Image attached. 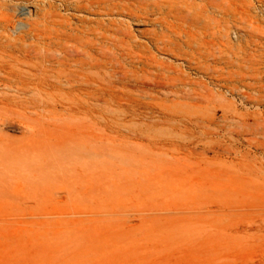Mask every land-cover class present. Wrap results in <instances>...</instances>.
Instances as JSON below:
<instances>
[{"label":"rangeland","instance_id":"1","mask_svg":"<svg viewBox=\"0 0 264 264\" xmlns=\"http://www.w3.org/2000/svg\"><path fill=\"white\" fill-rule=\"evenodd\" d=\"M89 1L0 0V264H264V0Z\"/></svg>","mask_w":264,"mask_h":264},{"label":"bare ground","instance_id":"2","mask_svg":"<svg viewBox=\"0 0 264 264\" xmlns=\"http://www.w3.org/2000/svg\"><path fill=\"white\" fill-rule=\"evenodd\" d=\"M90 1H91V0H90ZM90 1H89V2H90ZM121 1H122V0H121ZM154 1H157V0H154ZM226 1H227V0H226ZM109 2H110V1H109ZM130 2H131V1H130ZM158 2H159V1H158ZM131 3H133V2H131ZM96 4H99V2L96 3ZM133 4H134V3H133ZM84 5H85V4H84ZM119 5H120V4H119ZM136 6H137V5H136ZM158 6H159V4H158ZM162 6H163V5H162ZM121 7H122V5H121ZM137 7H138V6H137ZM130 8H131V7H130ZM164 9H165V8H164ZM109 11H110V10H108L107 12H109ZM116 11H117V10H116ZM130 11H131V10H130ZM140 11H141V10H140ZM125 12H126V11H125ZM168 12H169V11H168ZM106 14H107V13H106ZM158 14H160V13H158ZM128 15H129V13H128ZM162 16H163V15H162ZM165 16H166V15H165ZM165 16H164V17H165ZM156 17H157V16H156ZM160 17H161V15H160ZM160 17L158 16L157 18L160 19ZM165 18H166V17H165ZM173 18H174V17H173ZM159 19H158V20H159ZM163 22H164V21H163ZM186 22H187V21H186ZM158 23H159V22H158ZM168 23H169V21H168ZM173 23H174V25L176 26V24H175L176 22H173ZM165 25H167V24H165ZM160 26H161V25H160ZM163 26H164V25H163ZM118 27H119V26H118ZM167 27H168V25H167ZM97 28H98V27H97ZM101 29H102V28H101ZM155 33H157V32L155 31ZM160 35H161V34H160ZM123 36H124V35H123ZM156 36H157V35H156ZM156 36H154V37H156ZM158 36H159V33H158ZM158 36H157V37H158ZM160 37H161V36H160ZM160 37H159V38H160ZM173 37H174V36H173ZM161 38H162V37H161ZM120 40H121V38H120ZM147 43H148V42H147ZM128 44H129V42H128ZM129 46H131V44H129ZM132 50H133V49H132ZM132 58H133V57H132ZM127 81H128V80H127ZM145 86H146V85H145ZM255 263L257 264V262H255ZM258 264H259V262H258Z\"/></svg>","mask_w":264,"mask_h":264}]
</instances>
